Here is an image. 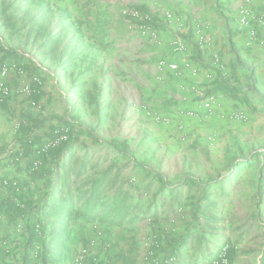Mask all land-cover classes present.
<instances>
[{"label": "rangeland", "instance_id": "rangeland-1", "mask_svg": "<svg viewBox=\"0 0 264 264\" xmlns=\"http://www.w3.org/2000/svg\"><path fill=\"white\" fill-rule=\"evenodd\" d=\"M52 1L0 0V63L17 62L27 77L39 78L41 92L40 100L32 105L20 92L18 79L10 76L12 98L0 106V113L4 111L0 116V161H5L2 155L8 150L17 153L14 138L25 123L40 122L41 128L33 130L32 136L44 142L51 138L50 128H68L71 152L65 159L71 164L70 186L88 183L110 171L102 186V200L106 202L111 194L108 183L116 169H120L118 183L128 182L125 188L130 191L135 206L133 221L124 229L107 232L112 240L117 234L134 236L135 257L144 250L142 261L145 264L150 263L146 251L153 241L157 243L158 258L173 253L178 258L180 255L179 263L183 264L187 259L184 257L186 251L192 249L184 241L190 236L198 238L200 233L204 234L205 241L210 245L215 243L216 247L227 246L233 251L262 249L264 252V96L251 98L254 104L250 114L252 121L243 115V123L249 124L242 129L243 138H229L226 148L214 154L202 150L200 155L191 152L175 157L163 155L142 140H135L132 113L137 108L133 101L140 91L135 82L138 74L133 60L128 61V66L123 64L121 70V65L115 66L111 58L101 55L98 49L96 56L93 50L86 48L81 52L75 46L70 55L63 56L58 51L55 56H44L39 45L56 22ZM83 35L91 41L89 34ZM70 36L75 35L67 30L64 40ZM158 116L154 114L155 122H166L156 120ZM15 123H20L18 128ZM89 133H93L97 141ZM123 140L127 151L122 152L112 145V142L118 144ZM84 157V171L77 176ZM5 162L15 173L16 165ZM57 171L50 177L58 183L55 186L59 189V186L63 188V173L60 169ZM210 181L224 184L229 203L220 198L222 195L216 189L205 193L206 190L199 187L212 185ZM38 185L30 190L41 199ZM197 204L202 210L192 220ZM81 248L89 251L83 260V264H88L98 261L102 252L111 250L112 245H100V255L97 251L93 255L92 248L86 245L79 246L76 254ZM214 259L208 264H215ZM259 259L263 262L264 254Z\"/></svg>", "mask_w": 264, "mask_h": 264}, {"label": "crops", "instance_id": "crops-1", "mask_svg": "<svg viewBox=\"0 0 264 264\" xmlns=\"http://www.w3.org/2000/svg\"><path fill=\"white\" fill-rule=\"evenodd\" d=\"M52 3L57 14L51 33H61V55H70L74 46L80 51L86 48L93 50L96 56V52L100 51L101 55H108L115 66L121 65V70L124 69L123 64L128 66V61L133 60L138 74L135 82L140 91L133 101L137 109L132 113L137 142L142 140L161 154L175 157L188 152L200 155L202 150L214 154L230 144L229 138H243L242 129L249 125L243 123V115L252 121L250 114L254 104L251 98L264 96V46L250 41L247 33L238 26V18L242 10L264 15V0H53ZM130 10L146 13L153 19V23H156L155 39L141 34L138 25L132 23L127 15ZM67 30L75 36L64 40ZM259 33L264 40V27L259 29ZM83 34H89L91 41L88 42ZM175 38L182 40L183 51L173 46ZM44 56L47 58L50 55ZM162 60L164 66H160ZM56 61L59 59L56 58ZM167 64H176L178 70L168 69ZM248 68L253 69L249 71ZM222 82L232 90L231 93L216 91L207 95L208 91L215 89L216 84ZM208 96H215L216 102L211 110L206 111L203 103ZM154 114L167 117V121L155 122ZM236 114H241L243 118L235 117ZM14 145L18 147L17 143ZM4 162L0 161V203L11 196L9 189L12 188L5 186L4 182L22 181L26 174L23 170L14 173ZM23 166L22 159L19 167ZM50 181L49 176L46 181L30 184L25 193L31 194L32 199L41 200L44 194L50 192ZM209 183L212 185L199 187L206 190L205 193L212 192L211 188L216 189L223 201H229L221 181ZM37 185L41 188V199L36 198L35 193L33 195L32 190ZM55 185L58 183L55 182ZM62 189L59 186V196L63 195ZM197 210L198 213L194 215ZM201 210L197 204L192 212V220ZM16 225L9 223L4 210L0 208V264L20 262L22 251L19 244L25 236L17 232ZM126 226H72L70 240L63 248L64 258L54 264H71L72 257L83 245L91 247L93 255H96V251L100 255L98 249L102 244L112 245L111 250L102 252L98 261L88 264H113L123 235L117 234V238L112 240L107 231L124 229ZM202 235L200 233L198 238L190 236L184 241L192 249L186 251L188 254L185 253L184 257L187 259L183 264H208L215 258L221 245H210ZM209 245L215 247L214 250ZM143 254L144 250L138 258L135 257L137 264H145ZM263 254L262 249H238L233 251L229 264H264V260L259 259ZM179 261L180 255L174 264H182Z\"/></svg>", "mask_w": 264, "mask_h": 264}, {"label": "trees", "instance_id": "trees-1", "mask_svg": "<svg viewBox=\"0 0 264 264\" xmlns=\"http://www.w3.org/2000/svg\"><path fill=\"white\" fill-rule=\"evenodd\" d=\"M9 27L13 29L11 24ZM61 44L60 32L48 33L39 45V49L44 50V54L55 56ZM3 57H6V54L3 53ZM248 69L251 71L253 68ZM222 83L216 84L215 89L208 91L207 95L215 94L216 91L222 94L231 93L232 90L226 87L224 82ZM40 97L39 85L32 84V93L28 99L37 103ZM1 105L4 106V103ZM21 126L14 142L18 144V149L21 150L24 166L20 168V164H16V171L22 172L23 170L26 174L22 181L16 180V188L9 189L11 196L0 203V208L4 210L10 224L16 225L21 221L24 225L23 235L25 239L19 244L22 255L18 264H54L61 261L64 258L63 248L70 240V228L74 225L93 224L106 228H120L129 221H133L132 211L135 206L132 203L130 191L125 188L128 182L124 180L118 183L120 169H116L108 183L107 188L110 189L111 194L108 200L104 202L102 200V186L107 182L110 171L103 172L98 178L88 183L70 186L71 164L65 159V156L71 152V145L69 144L71 134L68 128H50V139L56 138L59 132L66 130L67 140L60 142L58 147L42 151L45 142L39 137L32 136V131L41 128V123L32 120L30 123ZM89 135L97 141L93 133H89ZM112 143L113 146L119 147L122 152L127 151L128 146L125 141L118 144ZM85 157L79 163L77 176L84 171ZM36 161L39 162V165L37 169H32V165ZM58 169L63 173L62 196L58 195L60 191L53 181L49 183L51 185L50 192L44 194L41 200L32 199L29 196L31 194L25 193V189L30 184L41 180L46 181L52 172ZM56 173L58 174V171ZM197 213L198 210L195 211L194 215ZM120 243L113 264H137L135 237L123 235ZM217 253L218 251L216 256ZM168 256H175L177 261V256L173 253L167 254L162 259ZM226 258L227 264L231 263L232 249L227 250ZM95 264H100V262Z\"/></svg>", "mask_w": 264, "mask_h": 264}, {"label": "built area", "instance_id": "built-area-1", "mask_svg": "<svg viewBox=\"0 0 264 264\" xmlns=\"http://www.w3.org/2000/svg\"><path fill=\"white\" fill-rule=\"evenodd\" d=\"M128 17L130 21L138 25L139 31L142 35L147 36L148 39H155L156 37V23H153V19L146 13H142L137 10H130L128 12ZM153 23V24H152ZM238 26L244 30L250 41L256 45L264 46V40L260 37L259 29L264 26L263 14H254L251 10H242L238 18ZM173 46L179 50L183 51L184 45L180 38H175L173 40ZM165 62L160 61V66H164ZM168 69L172 71H177L178 66L176 64H167ZM195 74V72H194ZM14 76L15 79L19 81V90L22 95L28 99L32 93V84L40 85V80L38 77H27L26 71L17 62L11 60L9 62L0 63V104L5 102L12 95V89L9 84L10 76ZM216 102L215 96H208L205 98L203 106L206 111L211 110L212 106ZM30 103L34 105V102L30 100ZM186 114V113H184ZM189 115H192L189 113ZM238 117H242L241 114H236ZM156 120L167 121V117L158 116ZM20 123H15V127L18 128ZM67 140L66 130L59 132V135L54 139H48L45 141V145L42 151L48 148L58 147L60 142ZM6 162H10L11 165L21 164L22 154L21 150L17 148V153H13L12 150H8L6 154H3ZM39 162L36 161L32 165V169H37ZM31 169V170H32ZM5 186H10L12 189L16 188V180H8L4 182ZM17 232L23 233L24 225L20 221L15 226ZM157 248V243L153 241L146 251V258L150 260V264H173L176 261L175 256H168L165 259H160L156 256L155 250ZM228 250L227 246H222L218 250L216 258L213 260L215 264H227L226 252ZM89 251L86 248H81L79 252L74 255L71 259V264H83V260L88 255Z\"/></svg>", "mask_w": 264, "mask_h": 264}]
</instances>
